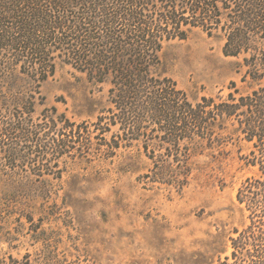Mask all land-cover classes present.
<instances>
[{
  "label": "trees",
  "instance_id": "obj_1",
  "mask_svg": "<svg viewBox=\"0 0 264 264\" xmlns=\"http://www.w3.org/2000/svg\"><path fill=\"white\" fill-rule=\"evenodd\" d=\"M194 29L222 37L225 55L244 54L249 88L231 81L225 96L192 98L160 73L164 44ZM59 62L108 85L109 105L94 120L70 121L51 107L32 121L38 88ZM0 79L7 84L0 148L9 159L76 151L110 157L137 143L151 160L146 181L179 189L192 155L251 142L244 158L257 171L236 192L249 222L234 228L230 255L219 264H264V0H0ZM0 171L24 178L61 169L13 164Z\"/></svg>",
  "mask_w": 264,
  "mask_h": 264
},
{
  "label": "rangeland",
  "instance_id": "obj_2",
  "mask_svg": "<svg viewBox=\"0 0 264 264\" xmlns=\"http://www.w3.org/2000/svg\"><path fill=\"white\" fill-rule=\"evenodd\" d=\"M222 45L219 35L194 29L164 44L160 73L192 98L225 96L231 81L249 88L242 81L244 54L225 55ZM6 85L0 79V92ZM38 90L35 122L51 107L70 121H92L109 105L107 84L63 62ZM252 148L238 139L221 151L192 155L190 176L179 189L146 181L151 160L137 143L110 157L76 151L9 159L0 148V170L54 163L61 169L24 178L0 171V258L11 255L16 264H219L230 255L234 228L249 222L236 192L256 174L244 158Z\"/></svg>",
  "mask_w": 264,
  "mask_h": 264
}]
</instances>
